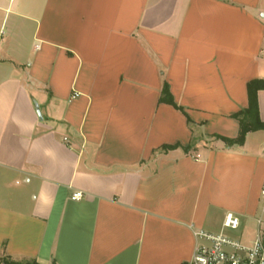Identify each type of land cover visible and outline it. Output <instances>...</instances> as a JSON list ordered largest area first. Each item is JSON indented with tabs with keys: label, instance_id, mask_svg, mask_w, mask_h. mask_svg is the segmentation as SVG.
Segmentation results:
<instances>
[{
	"label": "crops",
	"instance_id": "obj_1",
	"mask_svg": "<svg viewBox=\"0 0 264 264\" xmlns=\"http://www.w3.org/2000/svg\"><path fill=\"white\" fill-rule=\"evenodd\" d=\"M253 79L264 0H0V264H184L230 213L252 239L264 129L220 136Z\"/></svg>",
	"mask_w": 264,
	"mask_h": 264
},
{
	"label": "built area",
	"instance_id": "obj_2",
	"mask_svg": "<svg viewBox=\"0 0 264 264\" xmlns=\"http://www.w3.org/2000/svg\"><path fill=\"white\" fill-rule=\"evenodd\" d=\"M83 197L81 191L72 195L74 200ZM256 222V234L249 240L243 239V232L237 237L226 233L227 230L237 231L241 227L240 218L231 213L225 216L223 230L219 233L196 230L197 245L191 258L184 264H264V209L256 217Z\"/></svg>",
	"mask_w": 264,
	"mask_h": 264
},
{
	"label": "trees",
	"instance_id": "obj_3",
	"mask_svg": "<svg viewBox=\"0 0 264 264\" xmlns=\"http://www.w3.org/2000/svg\"><path fill=\"white\" fill-rule=\"evenodd\" d=\"M264 90V79H253L248 83L249 105L245 110L235 114L240 120V132L236 138H228L220 136L228 145L243 144L246 134L249 131L264 129V121L259 116L258 93ZM161 101L174 105L176 108L182 109L178 106L170 92L169 85L166 83L162 89ZM176 145H165L164 148H172ZM2 264H38L36 261L17 262L14 260L5 259Z\"/></svg>",
	"mask_w": 264,
	"mask_h": 264
},
{
	"label": "rangeland",
	"instance_id": "obj_4",
	"mask_svg": "<svg viewBox=\"0 0 264 264\" xmlns=\"http://www.w3.org/2000/svg\"><path fill=\"white\" fill-rule=\"evenodd\" d=\"M248 225H249V224H248ZM249 226H252V225L250 224ZM249 226H247V225L244 226V225L242 224L239 230H237V231L227 230L226 233H227V234H230V235H232V236L237 237V236H240V233H241L242 230L244 229L245 232H243V236H242V237H243L244 240H247V239H246V237H247V233H248L249 230H250V229H248V228H250Z\"/></svg>",
	"mask_w": 264,
	"mask_h": 264
},
{
	"label": "water",
	"instance_id": "obj_5",
	"mask_svg": "<svg viewBox=\"0 0 264 264\" xmlns=\"http://www.w3.org/2000/svg\"><path fill=\"white\" fill-rule=\"evenodd\" d=\"M38 115H39V117L41 118L42 116H41V113H40V111L38 110Z\"/></svg>",
	"mask_w": 264,
	"mask_h": 264
}]
</instances>
